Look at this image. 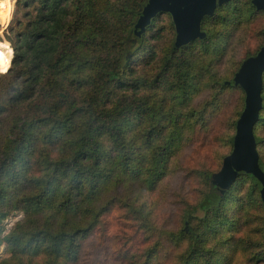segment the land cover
Listing matches in <instances>:
<instances>
[{
  "label": "trees",
  "instance_id": "obj_1",
  "mask_svg": "<svg viewBox=\"0 0 264 264\" xmlns=\"http://www.w3.org/2000/svg\"><path fill=\"white\" fill-rule=\"evenodd\" d=\"M146 1H18L26 8L24 19L11 29L13 56L0 76V245L8 255L0 264H78L84 243L102 228L103 217L115 203L112 193L119 208L126 209L133 202L125 206L119 190L124 192L120 186L128 177L148 189L164 178L184 129L203 120L204 108L191 107L190 102L204 86L215 90L212 102L225 89H238L243 97L228 137L229 152L219 169L205 173L207 190L195 205L183 209L182 228L169 233L174 240L190 238L175 264H233L238 254L264 258V209L259 242L249 237L228 239L213 251L217 238L208 236L221 231L217 219L225 218L224 202L236 181L247 176L237 177L220 199L202 204L210 188L209 175L221 169L232 150L234 123L244 108L243 89L223 83L232 78L213 73L207 77L209 68L194 55L212 41L214 32L206 22L226 3L202 18L203 38L177 47L175 25L166 12L157 14L137 35L135 17ZM249 5L264 15L253 0ZM162 14L167 15L172 36L156 58L147 35ZM0 54L10 61L8 48ZM142 61L155 63L145 72L140 69ZM262 77L264 104V72ZM259 114L253 132L261 138L257 151L264 163L260 153L264 137L258 133L264 107ZM140 122L147 124L142 135L132 132ZM141 139L148 149L146 159L138 148ZM197 207L205 211L202 217H195ZM132 209L127 214L143 225L150 223L148 212L137 205ZM11 211L24 216L2 236V222ZM160 246L157 239L143 251L141 261L131 264H153Z\"/></svg>",
  "mask_w": 264,
  "mask_h": 264
},
{
  "label": "rangeland",
  "instance_id": "obj_2",
  "mask_svg": "<svg viewBox=\"0 0 264 264\" xmlns=\"http://www.w3.org/2000/svg\"><path fill=\"white\" fill-rule=\"evenodd\" d=\"M5 1L12 4V11L5 26L0 22V52L8 48L11 63L13 56L11 29L24 19L23 13L26 8L18 4L19 0ZM210 1L147 0L135 17L137 35L142 33L160 11L166 12L176 26L173 43L177 47L183 46L193 35L201 34L197 17L208 10ZM5 6H9V3H5ZM206 24L214 32L213 39L207 47L194 52V55L201 65L209 68V72H206L207 77L213 73L217 78H232L244 57L256 51L264 41L262 35L264 15L256 13L250 7L249 0L227 2L213 18L207 20ZM171 36L167 15L162 14L154 29L147 35V45L155 49L156 58ZM154 63L142 61L140 69L144 68L146 72ZM7 71L0 72V76L5 75ZM208 81L207 79L205 84ZM214 92V89L204 86L203 90L192 98L191 107L204 108L203 120H197L192 127L189 125L184 127L183 142L176 155L170 159L167 172L158 185L148 189L140 180L128 177L120 186V189H124V192L119 190L124 197V205L133 202L132 205H137L144 212H148L150 223L143 225L135 216L127 214V210L133 211L132 205L130 207L125 205L126 209H120V203L112 193L115 203L103 217L102 228L95 230L84 243L78 264H90L92 261H95V264H131L134 259L141 261L143 251L157 239L161 241V246L153 259V264L176 263L180 253L188 247L190 238L185 236L181 240H174L169 233L182 228L183 209L188 205H195L203 197L208 187L204 179L205 173L215 171L221 166L222 158L229 152L228 137L233 132L236 112L241 107L243 94L238 89H225L212 102ZM160 96L161 92L155 98L158 99ZM146 130L147 124L140 122L137 130L133 128L132 132L142 135ZM258 133L264 137V124ZM143 139L140 140L138 148L146 159L148 149ZM260 153L264 158V145ZM252 186L251 181L244 177L239 178L234 184L222 207V217L225 218L217 219L221 231L218 235L208 234L217 238L213 251L228 239L239 240L249 237L253 243L262 240V231L259 227L264 208ZM204 212L197 207L195 217H202ZM23 216L20 211H11L2 222V236L6 235ZM195 223L198 224V221L195 220ZM160 230L163 234L159 236ZM5 250V245H0V260L8 256ZM233 264H264V258L252 260L248 256L238 254Z\"/></svg>",
  "mask_w": 264,
  "mask_h": 264
},
{
  "label": "water",
  "instance_id": "obj_3",
  "mask_svg": "<svg viewBox=\"0 0 264 264\" xmlns=\"http://www.w3.org/2000/svg\"><path fill=\"white\" fill-rule=\"evenodd\" d=\"M229 1L231 0H211L208 10L197 17L201 34L193 35L189 41L196 37L203 38L205 33L200 29L202 18L212 14L217 7ZM253 3L256 9L264 12V0H253ZM263 72L264 43L254 55L243 59L231 80L223 81L224 84L243 89L244 108L234 123L235 133L230 139L232 150L223 159L221 169L209 175L210 188L202 204L210 203L213 197L220 199L237 177L247 176L257 187L264 205V163L260 160L257 151L261 138L253 132L255 123L260 119V110L264 107L261 95Z\"/></svg>",
  "mask_w": 264,
  "mask_h": 264
},
{
  "label": "bare ground",
  "instance_id": "obj_4",
  "mask_svg": "<svg viewBox=\"0 0 264 264\" xmlns=\"http://www.w3.org/2000/svg\"><path fill=\"white\" fill-rule=\"evenodd\" d=\"M5 3H9V6H5ZM12 11V4L5 0L0 1V22L5 26L10 19Z\"/></svg>",
  "mask_w": 264,
  "mask_h": 264
},
{
  "label": "clouds",
  "instance_id": "obj_5",
  "mask_svg": "<svg viewBox=\"0 0 264 264\" xmlns=\"http://www.w3.org/2000/svg\"><path fill=\"white\" fill-rule=\"evenodd\" d=\"M9 64H10L9 59L0 56V72L7 71Z\"/></svg>",
  "mask_w": 264,
  "mask_h": 264
},
{
  "label": "snow or ice",
  "instance_id": "obj_6",
  "mask_svg": "<svg viewBox=\"0 0 264 264\" xmlns=\"http://www.w3.org/2000/svg\"><path fill=\"white\" fill-rule=\"evenodd\" d=\"M0 56H2V54H0Z\"/></svg>",
  "mask_w": 264,
  "mask_h": 264
}]
</instances>
